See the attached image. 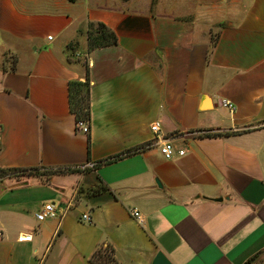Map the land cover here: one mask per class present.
Listing matches in <instances>:
<instances>
[{"label":"crops","instance_id":"obj_1","mask_svg":"<svg viewBox=\"0 0 264 264\" xmlns=\"http://www.w3.org/2000/svg\"><path fill=\"white\" fill-rule=\"evenodd\" d=\"M0 169V264H264V0H0Z\"/></svg>","mask_w":264,"mask_h":264},{"label":"trees","instance_id":"obj_2","mask_svg":"<svg viewBox=\"0 0 264 264\" xmlns=\"http://www.w3.org/2000/svg\"><path fill=\"white\" fill-rule=\"evenodd\" d=\"M87 50L113 46L116 44L114 34L100 23L88 24L86 29ZM69 111L73 114L75 121H89V81L87 75L84 81H70L67 84ZM28 170L27 172L33 171ZM16 170H1V178L10 175ZM23 172V171H21ZM9 173V174H8ZM20 173V172H19ZM106 190L104 186L98 185L92 189L93 193ZM89 264H116L113 252L109 245L99 246L90 256Z\"/></svg>","mask_w":264,"mask_h":264},{"label":"built area","instance_id":"obj_3","mask_svg":"<svg viewBox=\"0 0 264 264\" xmlns=\"http://www.w3.org/2000/svg\"><path fill=\"white\" fill-rule=\"evenodd\" d=\"M47 39L50 40L51 37L48 36ZM223 104L229 109H231V105L228 102L223 103ZM75 126L82 134H86L88 132V122L86 121H77ZM150 131L156 135L158 133V124L157 123L152 124L150 126ZM158 151H159V154L165 160H171L174 157H182L185 154L184 149H175L172 146V144L167 140L160 141L159 146H158ZM59 213L60 211H57L55 207L53 206V204H46L42 207V210L38 214H36L35 218L37 221H42L47 217H57ZM130 216L137 223L142 222L141 216L136 210H131ZM90 220H91L90 217L86 214L81 216V221L83 222L90 223ZM24 239H27V238L25 237V238H22L21 240H24Z\"/></svg>","mask_w":264,"mask_h":264},{"label":"rangeland","instance_id":"obj_4","mask_svg":"<svg viewBox=\"0 0 264 264\" xmlns=\"http://www.w3.org/2000/svg\"><path fill=\"white\" fill-rule=\"evenodd\" d=\"M50 173H52V172L51 171H44V170H40V171L37 170V171L23 172V173L14 172L10 176L15 178V179H19L22 177L26 178V177H28V175L36 176L39 178H44V177H47L48 175H50ZM4 177H7V176H4ZM0 178H1V176H0Z\"/></svg>","mask_w":264,"mask_h":264}]
</instances>
